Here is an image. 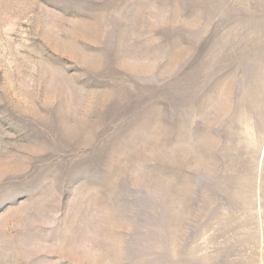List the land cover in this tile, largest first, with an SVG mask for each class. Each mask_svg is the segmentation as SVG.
<instances>
[{
    "label": "rangeland",
    "instance_id": "rangeland-1",
    "mask_svg": "<svg viewBox=\"0 0 264 264\" xmlns=\"http://www.w3.org/2000/svg\"><path fill=\"white\" fill-rule=\"evenodd\" d=\"M0 264H264V0H0Z\"/></svg>",
    "mask_w": 264,
    "mask_h": 264
}]
</instances>
